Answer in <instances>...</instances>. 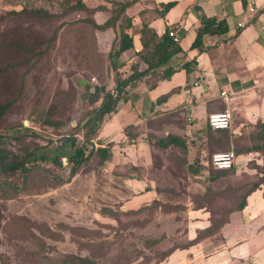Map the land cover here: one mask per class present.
<instances>
[{"label": "rangeland", "instance_id": "obj_1", "mask_svg": "<svg viewBox=\"0 0 264 264\" xmlns=\"http://www.w3.org/2000/svg\"><path fill=\"white\" fill-rule=\"evenodd\" d=\"M78 1L86 9H76ZM114 1L123 0H0V104L11 102L0 117V147L20 154L26 146L44 157L33 162L37 167L26 178L0 176V185L18 187L14 197L0 194V264H63L69 254L90 256L98 264L159 261L167 250L187 244L195 220L191 211L221 215L264 179V167L250 158L249 170L236 174L233 166L209 180L211 168L200 161L232 148L208 146L203 141L207 124L193 140H200L204 151L198 150L187 166L175 159V151L127 150V140L112 147L99 138L101 126L86 140L84 125L101 103V97L92 102L88 90L112 89L117 66L108 58L114 32H100L91 21L104 22ZM148 1L127 9L136 30ZM38 8L56 16L10 14ZM124 130L134 133L129 126ZM65 137L84 147L85 160L67 182L52 185L48 176L65 180L69 175ZM97 147H107L108 156ZM58 152L61 166L52 162ZM152 238L158 242L146 246Z\"/></svg>", "mask_w": 264, "mask_h": 264}, {"label": "crops", "instance_id": "obj_2", "mask_svg": "<svg viewBox=\"0 0 264 264\" xmlns=\"http://www.w3.org/2000/svg\"><path fill=\"white\" fill-rule=\"evenodd\" d=\"M167 1L170 0H155L156 3ZM175 1L174 6L164 10L163 17L152 19L150 26L158 34L164 32L166 26L171 27L180 38L178 44L182 51L156 68L154 73L150 71L126 86L116 110L101 124L99 138L112 143V147L127 140L126 149H138V152L153 149L163 154L175 151V159L187 166L198 150L204 151L198 145L200 140H193H197L196 134L202 133L197 131L207 124L208 114L227 108L233 116L230 128L211 132L216 136L225 134L231 148L235 140L239 149H249L236 155L235 173L249 170L247 163L250 158L264 167V0ZM201 14L224 20L227 31L205 35L202 49L190 48ZM139 37L138 33L134 35V48L112 59L115 65L120 66L124 77L132 72L130 65L135 60V52L141 48ZM113 39L114 35L111 43ZM145 68L146 64L141 62L138 71ZM167 68L174 71L161 78ZM93 89L90 87L91 91ZM221 92L226 93L227 101ZM164 95L165 98L160 100ZM128 126L134 133L126 131V134L124 128ZM205 129L203 141L207 138ZM252 130L258 132L252 134ZM147 132L161 139L177 136L186 141L187 148L181 149L174 144L160 147L154 143L156 138L153 142L147 140ZM165 164L166 158L158 165L164 167ZM200 164L211 168L209 180L223 176L226 170L233 168L214 169L210 159L200 161ZM215 171L223 174L210 177ZM260 180L255 181L258 186L246 194L244 207L231 212L227 222L216 233L188 244L198 231L210 225L207 211H191L195 220L187 233L185 243L188 245L149 263L264 264V179ZM142 259H136L134 264Z\"/></svg>", "mask_w": 264, "mask_h": 264}, {"label": "trees", "instance_id": "obj_3", "mask_svg": "<svg viewBox=\"0 0 264 264\" xmlns=\"http://www.w3.org/2000/svg\"><path fill=\"white\" fill-rule=\"evenodd\" d=\"M141 0H123V1H114L113 4L115 5L114 8L111 10L110 16L102 23H96L93 19L91 21L92 26L100 32H105L111 29L114 32V39L111 43L110 50L108 52V58L113 59L121 55L124 51L134 48V35L138 33L140 35V44L141 48L137 52H135V60L131 63L130 67L132 72L127 75L123 76L120 72V66H113V80L114 86L112 90L108 89H100L94 86L93 91L88 90V96L92 102H95L99 97H101V103L98 107L93 110V115L90 117L84 127L86 128V140H89L91 136L96 134L97 130L100 128L101 124L103 123L106 116L110 115L112 112L116 110L117 103L120 99L123 98V92L125 91L126 86H128L133 80H136L140 77H143L147 73L151 71V73L155 72V69L161 66L162 64L166 63L170 60L173 56L181 52V47L179 46V41L174 40L173 35H178L171 27L166 26L164 32L158 34L157 31L150 26V21L154 18H161L163 14L161 10L167 11L169 8L176 4L175 0H170L167 2H160L156 3L155 0H149L148 4H146V9L139 13L138 21L139 27L136 30V22H134L133 18L127 12V9L136 2H140ZM143 2V1H142ZM145 3V2H144ZM76 9H86V5L80 1L76 4ZM103 9V8H102ZM17 16L20 15H29L30 17L37 18V19H44L48 20L56 15L50 13L49 11L38 8V9H21L19 11H12V13ZM227 31V25L224 20L216 19V17H207L203 14L200 15V24L196 29V36L193 42L190 45V48H198L202 49L203 44V37L205 35H216L222 34ZM170 32L173 35H170ZM17 49L23 50L27 53H33L34 50L31 47H21L16 46ZM141 62L146 64V68L142 71H138L139 65ZM174 71L173 68H167L163 71L160 75L161 78H165L170 75ZM187 71V69H186ZM165 95L160 97L164 99ZM11 102H5L0 104V117L7 111ZM207 138L206 143L208 146L213 148L219 149H229L231 147L230 141L227 139L225 134L216 136L211 131L214 130L210 128L207 124ZM223 130V129H219ZM127 131V130H126ZM128 132V131H127ZM126 132V134H127ZM135 134L134 136H136ZM149 142H153L154 137L152 134H147L146 136ZM134 140V139H131ZM64 142L68 143L70 147V151L67 154H70L68 157V161L71 162V167L69 169L68 178L63 180L61 177H47L49 183L54 184H61L67 182L71 177H73L81 167L82 163L85 160L84 155V147L77 146L75 139L73 137H65ZM155 144L159 145L160 147H167L170 144H174L179 146L181 149L187 148L186 141L180 140L179 137L174 135H169L166 139L156 138L154 141ZM236 141H233L234 147L232 148L235 155L240 154L242 151L248 152L249 149H239L236 147ZM223 147V148H222ZM107 147H97V152L102 157L108 156ZM22 151L20 154L15 153L11 149L0 147V176L9 178L15 173L20 174L24 178H26L30 172L33 171L34 167H37L33 164L34 161L37 159H44L42 155H37L36 151L33 149H28L26 146H22L20 148ZM223 151V150H220ZM228 151V150H225ZM212 155V153H211ZM210 155V158H211ZM62 153H56L53 158L52 162L56 166L62 165ZM32 164V165H31ZM34 166V167H33ZM212 167V166H211ZM213 168V167H212ZM219 172V173H218ZM215 171L211 174L210 177L214 175H222L223 173L220 171ZM51 178V180H50ZM261 181V180H260ZM54 182V183H53ZM8 184V185H7ZM6 186L0 185V194L3 198H11L14 197L15 194L18 192V187L13 186L11 183H7ZM258 186V183L255 182L251 185L250 189L244 194L242 197L241 202L233 208L227 209L221 215H210V225L205 229L198 231L196 237L191 240L188 244H193L199 241L202 237L212 235L216 233L228 220V217L231 212L235 210H241L244 205L246 204V194L251 190H254ZM158 242L157 239H147L144 241L145 245L151 247ZM187 244V245H188ZM186 245L172 247L171 249L167 250L162 259L169 256L170 253L176 248H183ZM143 260V259H142ZM139 261L137 264H147L149 262ZM63 264H98L97 261L90 256H82V255H74L69 254L65 255L62 258Z\"/></svg>", "mask_w": 264, "mask_h": 264}, {"label": "built area", "instance_id": "obj_4", "mask_svg": "<svg viewBox=\"0 0 264 264\" xmlns=\"http://www.w3.org/2000/svg\"><path fill=\"white\" fill-rule=\"evenodd\" d=\"M170 35H173V33L170 32ZM173 36L175 41L180 40L178 35ZM221 96L223 97L224 101L228 100V96L225 92H221ZM232 118L233 116L231 112L226 108L223 111L209 113L207 116V124L214 130L229 129L231 126ZM189 120L190 119H188V121ZM235 157L236 155L233 149L228 151H217L212 153L210 164L214 169L217 170L230 169L234 164Z\"/></svg>", "mask_w": 264, "mask_h": 264}, {"label": "water", "instance_id": "obj_5", "mask_svg": "<svg viewBox=\"0 0 264 264\" xmlns=\"http://www.w3.org/2000/svg\"><path fill=\"white\" fill-rule=\"evenodd\" d=\"M162 14L164 15L165 14V11L164 10H161ZM24 124L26 125L27 123L24 122Z\"/></svg>", "mask_w": 264, "mask_h": 264}]
</instances>
